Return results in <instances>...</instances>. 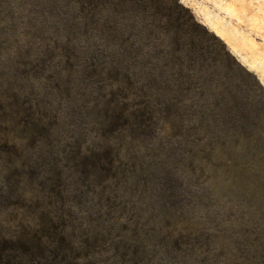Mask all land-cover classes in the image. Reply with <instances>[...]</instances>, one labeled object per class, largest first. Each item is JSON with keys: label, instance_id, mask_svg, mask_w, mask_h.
Instances as JSON below:
<instances>
[{"label": "rangeland", "instance_id": "374dc122", "mask_svg": "<svg viewBox=\"0 0 264 264\" xmlns=\"http://www.w3.org/2000/svg\"><path fill=\"white\" fill-rule=\"evenodd\" d=\"M0 264H264V0H0Z\"/></svg>", "mask_w": 264, "mask_h": 264}]
</instances>
